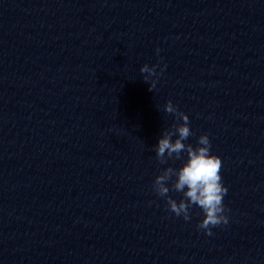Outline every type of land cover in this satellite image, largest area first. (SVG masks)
Segmentation results:
<instances>
[{
  "label": "clouds",
  "instance_id": "obj_1",
  "mask_svg": "<svg viewBox=\"0 0 264 264\" xmlns=\"http://www.w3.org/2000/svg\"><path fill=\"white\" fill-rule=\"evenodd\" d=\"M140 72L145 74L143 80L152 90L156 81H150V78L157 75L156 66L150 67L145 64L140 68ZM163 111L172 114L182 123H173L170 128L162 131L158 144L154 146L156 158L161 164H166L168 160H180L182 163L179 168L168 166L157 175L153 190L166 199L171 213L183 217L185 221L191 219L190 209L193 206L199 207L204 215L197 227L203 229L207 235H212V228L229 222L224 205L228 188L224 185L221 175L223 161L218 155L211 153V143L207 134L198 137L195 147L185 143L193 135L189 117L179 111L178 106L171 100L164 105ZM170 190L182 193L183 198L177 202L168 195Z\"/></svg>",
  "mask_w": 264,
  "mask_h": 264
}]
</instances>
